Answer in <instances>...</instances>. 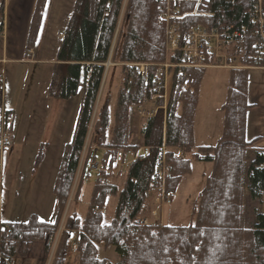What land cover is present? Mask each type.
<instances>
[{
  "label": "trees",
  "instance_id": "trees-1",
  "mask_svg": "<svg viewBox=\"0 0 264 264\" xmlns=\"http://www.w3.org/2000/svg\"><path fill=\"white\" fill-rule=\"evenodd\" d=\"M46 1L36 0L34 4L29 47L37 39ZM257 2L203 0L197 5L196 0H176L173 7L184 15L174 22L180 35L193 28L246 27L245 41L231 45L228 52L240 64L252 65L255 49L249 35L258 27L254 10ZM262 5L264 10V0ZM3 10L0 0L1 17ZM158 14V0H75L58 41L57 62L48 89L50 98L57 100H71L83 89L73 138L64 147L53 191L55 214L48 221L33 214L25 222L3 223L0 264H6L12 256L26 259L32 243L43 244V258L37 264H66L72 234L77 252L71 264H264V214L255 215L252 228L245 226L246 191L252 199L261 198L264 192V149L255 146L259 137L250 141L246 136L247 113L252 106L248 101L249 70L229 71L221 106L222 135L215 145L196 142L194 122L206 69L194 68L170 69L166 113L159 111L146 120L140 130V145L130 141L129 107L154 93L156 65L167 58L181 62L177 55H166V29L157 23ZM110 59L122 63L128 71L117 91L114 116L110 100L101 106L98 103L104 64ZM133 63L150 64L149 80L134 66L126 65ZM164 145L184 153L177 159L167 152L170 176L165 188L169 193L173 194L182 177L192 173V159L213 165L199 194L194 225H141L137 220L145 210L150 212L146 192L160 182L156 164ZM141 148L140 158L132 161L125 173H117L116 179L124 175L123 183H111L117 152L123 151L124 163L130 153L137 154ZM101 149L102 168L93 181L86 213L79 217L70 210L69 199L72 193L77 199L82 177L95 165L99 168L97 152ZM249 149H255V156L246 167ZM111 198H117L115 212L105 222L101 211ZM98 246H114L119 261L101 259Z\"/></svg>",
  "mask_w": 264,
  "mask_h": 264
},
{
  "label": "crops",
  "instance_id": "crops-1",
  "mask_svg": "<svg viewBox=\"0 0 264 264\" xmlns=\"http://www.w3.org/2000/svg\"><path fill=\"white\" fill-rule=\"evenodd\" d=\"M3 4V16H0V75L4 78L0 86V223L17 222L14 221L17 218L28 220L33 214L48 221L55 214L53 191L64 147L73 138L81 104L74 100L70 115L72 100H55L48 94L57 60L54 61L52 51L48 54L43 49L38 50V42L33 47L27 43L35 0H3ZM47 25L43 18L40 28ZM249 99L248 88L250 102ZM250 104L247 138L252 113L264 107V103ZM10 119L12 121L8 122ZM256 124L264 125V115H257ZM5 136L9 141L3 144ZM257 137L263 138L261 133H257ZM27 154L35 160L32 164L35 168L26 171ZM39 163L44 164L41 172L37 168ZM39 172L42 174L38 177ZM35 181H38L39 191L34 193ZM18 205H26L27 209L23 207L16 212Z\"/></svg>",
  "mask_w": 264,
  "mask_h": 264
},
{
  "label": "rangeland",
  "instance_id": "rangeland-1",
  "mask_svg": "<svg viewBox=\"0 0 264 264\" xmlns=\"http://www.w3.org/2000/svg\"><path fill=\"white\" fill-rule=\"evenodd\" d=\"M196 1H197V5L198 4L200 5V3L203 2V0L200 1L196 0ZM74 2L75 0H47L45 4V8L42 12V19L44 18L48 22V25L43 28L39 27L40 30L38 31L39 35H37V39L35 40V42H38V50L43 49L44 53H48V54H50V52L52 51V57L54 58V61L57 60L58 43H59L58 41L60 37H62L61 34H63L65 28L67 27L68 18L73 13ZM171 5L173 9H176L175 7H173V1ZM42 19L40 22H42ZM225 52H227L229 55L227 47L225 49ZM166 55L167 57H169L167 52ZM167 61L168 58L166 59V62ZM236 63L238 64V62ZM55 64L56 63H54V66ZM130 65L134 66L137 69L135 63ZM122 67H123L122 63L115 61L112 62V64L108 68V71H106L105 81L104 84L102 85L98 98V103L100 101V106L107 100L108 101L110 100L109 108L112 116H114L113 113L117 105L116 103L117 91L119 89L120 84H122L125 81V78L128 75V71L127 70L125 71ZM157 68L156 71L158 70ZM205 69H206V74L200 86L199 104L195 116V128H194L196 134L195 137L198 144L215 145L218 142L219 138L221 137V133H222L223 114L221 111V106L225 100V96L227 92L229 70L219 67H210ZM247 70H249L250 102L251 103L259 102V104L264 103V70H260V69H252V70L247 69ZM158 74L159 76L163 75L161 72H159V70H158ZM82 96H83V89H80L78 96L75 97L74 99H71L72 100L71 112H69L70 115H72L73 113L72 108L74 107V100H76L78 104H81ZM146 99L151 100V102H145ZM168 100H169V91L166 102L167 104H168ZM154 101H156L157 105H162L163 103V100H161V98L155 97L153 93L151 97L144 98L141 104L132 105L129 107L128 120H129L130 141L135 145H140L141 143L140 130L143 124L146 122V117H143L141 113L142 109L145 111V113L155 110ZM166 110H167V106L165 110L159 109V111H163L164 113H166ZM96 115H97V111L94 112L93 121L95 120ZM257 115H261V116L264 115V107L262 108L259 107L258 111L252 113V116L250 117L249 120L250 122H248V126L250 127V129H249V136L247 139L251 141L255 139L257 133H261V136H263V138L260 140L259 137V139L255 142V146L264 149V125L260 126L259 124H256ZM42 146L45 147L46 145L42 144ZM140 151H143V148H141ZM102 155H103V150L101 149L97 152V163H99V168L93 169L92 171L89 170L88 173H86V175L82 177L77 199L73 198V193L70 196L68 203L70 206V210L72 212L73 211L77 212L79 217H84L86 213L93 181H95L100 168H102V161H101ZM254 156H255V149H249L246 154V167H249ZM29 157H30L29 154H27L24 160V168L26 171L29 168H35V166H32V164L35 163V160L32 159V157L31 158ZM136 157L140 158V156L134 155V157H130L131 160L130 162H132L133 161L132 159ZM183 157H184V153H183ZM43 165L44 164L41 165L40 163L37 164L38 166L37 168H40V172L41 169H44ZM114 168L116 169H114V175L110 181L112 183L115 182L123 183L124 175H120L119 179H116L118 175L117 173L120 171H126L127 167L122 166V164H115ZM212 168L213 165L210 162L192 159V173L182 177L180 184L178 185L177 189L173 192L171 203L160 208V210H158V216L155 217V219L151 220L149 224L156 222L159 223L160 225L168 224L171 226L194 225L196 221L198 205H199V194L202 191L207 181V178L212 171ZM40 172L37 174L38 177L42 174ZM78 177H79V172L77 173L76 181L78 180ZM33 186H32L33 187L32 191L34 193L36 191H39L38 181H35L33 183ZM116 203H117V198H111L109 200L106 206V214L104 215L105 222L109 221L113 217ZM29 205L30 204H28V206ZM31 206L32 205H30V207ZM69 206L66 212L68 211ZM23 207L24 210L27 209L26 205L25 206L18 205L19 209L16 207V212L17 210L18 212L19 210H22ZM38 207L39 205H36V209H38ZM257 213L264 214V192L261 198L252 199L249 192L246 191L245 194V226L246 227L252 228L254 226L255 215ZM145 216L147 217L151 216V210L150 212H147L145 210L144 212H142V214L139 217H145ZM139 217L137 218V220L139 219ZM21 219L23 220L17 218L14 221H23V222L27 221L26 220L27 218L25 219L21 218ZM62 229L63 227L61 224L59 232ZM73 238H74V234H72L71 236L70 245L72 249L66 257V264H71L73 262V258L77 252L76 251L77 247L74 245ZM55 244L56 241L54 243L52 252L50 254L48 263L50 262ZM98 248H99V257L101 259H107L112 263H116L119 261V257L115 251L114 246H110L105 249L102 246H98ZM33 257L38 258L37 260L43 258L42 243H32L29 247L26 259L20 260L15 256L14 257L15 264H28V263L37 264L38 261L36 259H33ZM38 264H40V261Z\"/></svg>",
  "mask_w": 264,
  "mask_h": 264
},
{
  "label": "built area",
  "instance_id": "built-area-1",
  "mask_svg": "<svg viewBox=\"0 0 264 264\" xmlns=\"http://www.w3.org/2000/svg\"><path fill=\"white\" fill-rule=\"evenodd\" d=\"M174 0H158V18L157 23L166 27V51L168 54L177 55L181 62L159 65L158 70L163 75L159 76L158 70L155 81L154 95L163 100L162 105H157L155 110L145 113L142 109V116L146 119L153 118L159 109L166 108L169 90V71L171 68H206V67H221L225 69L236 68L235 59L231 58L225 49L229 45L243 43L247 37V29L244 26L233 27L225 26L222 28H193L180 35L179 27L173 20L182 17L176 9L172 8ZM200 1V0H199ZM254 10L257 15V28L251 31L249 39L253 41L255 54L253 58L252 68L264 70V10L262 0H258L254 5ZM225 47V48H224ZM212 59V61H210ZM137 71L143 74L145 80H149L147 68L149 64H135ZM3 83V77L0 76V84ZM145 102H151L146 99ZM7 142V138L4 139ZM167 148L162 147L161 156L156 164V177L160 181L158 185L151 187L146 192V198L149 199L155 208L151 211V216L157 217L158 210L163 206L170 204L172 194L166 191L165 181L169 176V166L166 162ZM123 153L120 151L117 154V161L121 162ZM177 159L182 158V151L177 149L175 153ZM139 222L142 225L149 224L150 220L147 217H139ZM1 230V228H0ZM9 264H12V260Z\"/></svg>",
  "mask_w": 264,
  "mask_h": 264
},
{
  "label": "water",
  "instance_id": "water-1",
  "mask_svg": "<svg viewBox=\"0 0 264 264\" xmlns=\"http://www.w3.org/2000/svg\"><path fill=\"white\" fill-rule=\"evenodd\" d=\"M94 168H97V165H95V167Z\"/></svg>",
  "mask_w": 264,
  "mask_h": 264
}]
</instances>
